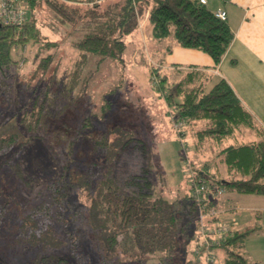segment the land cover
<instances>
[{
	"label": "trees",
	"instance_id": "1",
	"mask_svg": "<svg viewBox=\"0 0 264 264\" xmlns=\"http://www.w3.org/2000/svg\"><path fill=\"white\" fill-rule=\"evenodd\" d=\"M24 1L28 13L23 24L0 21V74L7 77L13 73L11 66L16 62L19 42H27L30 48L58 47L61 43L58 37L66 38L78 32L74 47L79 56L65 80L57 74L58 60L53 62L52 54L44 57L41 65L44 72L52 63H56L58 72L43 88L44 81L35 84L28 96L20 93V99L14 95L8 79L0 82V101L6 100L7 105L15 101L23 112L14 122L15 130L0 133V169L14 170L16 179L32 190L22 201L12 193L0 191V221L13 200L11 212L19 218L18 234L27 245L39 249L35 264H88L90 259L93 264H113L147 258L165 262L174 260L183 250L195 254L187 264H200L202 253H196L198 243L193 247L192 238L191 242L186 240L185 232L189 228L181 213V203L186 200L189 213L194 211L196 202L191 194H171V190L153 178L151 163L142 165L135 173L119 176L118 162L124 154L131 149L141 153L147 150L146 141L129 126L114 124L97 138L90 151L92 156L84 157L77 155L81 150L83 123L73 137L61 142L64 157L59 175L41 184L27 175L23 149L31 140L44 139L65 112L85 97L92 74L82 76V69L89 56L98 57V63L109 58L122 59L127 48L126 35L139 28L147 13L155 37H173L183 47L208 53L216 64L234 38L228 20L217 17L200 0ZM43 10L46 17L52 18L51 30L57 33L53 38L41 30ZM159 68L150 71L154 87L162 91L167 105L174 106L172 109L193 129L197 144L212 139L220 147L217 160L211 163L215 165L214 171L198 168L195 169L198 176L226 190L264 194V130L230 84L221 78L207 89L209 78L205 71L182 69L183 74L173 80L176 84L167 92L172 77L160 74ZM182 70L174 67V73ZM86 119L89 128L93 121L90 116ZM199 121L205 125L197 130L194 127ZM245 129L254 130L260 138L224 144ZM178 134L185 138L180 131ZM220 166H224V172ZM208 203L212 205L215 200ZM255 230H230L212 249L223 251V264H257L243 249L247 236ZM193 231L194 239L199 240ZM85 235L90 244L84 242Z\"/></svg>",
	"mask_w": 264,
	"mask_h": 264
},
{
	"label": "rangeland",
	"instance_id": "2",
	"mask_svg": "<svg viewBox=\"0 0 264 264\" xmlns=\"http://www.w3.org/2000/svg\"><path fill=\"white\" fill-rule=\"evenodd\" d=\"M41 14L43 34L48 38H53L57 33L51 30L53 24L50 19L52 18L49 15V17L44 15L45 10ZM150 28L151 24L148 22L144 30L138 28L126 35L127 48L122 59L112 60L109 58L98 63V57L89 56L84 69H82V76L92 74L85 88V97L78 100L65 112L64 117L56 125L54 124L44 139L31 140L23 149L26 166L24 169L29 177H34L36 184L50 181L59 175L64 157V153L61 152L63 146L61 142L73 137L83 123L85 125L80 130L82 131L80 134L81 150L77 152L78 156L91 157L90 151H92L97 138H101L114 124H125L135 132L136 136L146 141L147 150L145 153H141L131 149L124 154L118 162L119 176L125 177L135 173L140 170L142 165L151 163V168L154 170L153 178L155 181H159L164 188L171 190V194L177 192L183 194L188 188L190 189L188 174L190 169L196 172L195 169L198 168L203 170L206 167L208 169L215 168V165L211 163L217 160L220 147L212 139L207 140L203 145H198L193 129L187 125L186 121L184 127L178 129L182 136L185 135V138L179 137L176 121L184 119L176 113V109H172L174 106L167 105L166 98L164 99V95L161 94L162 91L154 87L150 71L151 68H159L161 59L165 66L161 63L160 74L166 73L172 77V82H169L166 87L167 92L181 77L183 68H179L182 70L179 74L171 70L174 62L170 61L167 53H169L168 49L174 47V38H157ZM78 35V32H72L66 38L58 37L61 39L58 47L45 48L41 46L43 49L30 48L27 42H19L15 54L16 62L11 66L13 73L7 77L0 74V82L2 79H8L9 85L15 92L14 95L19 99L20 93L28 96L35 84L44 81V84L41 85L43 88L50 81L52 75L58 72L56 63H52L46 72L41 66L44 57L49 54H52L53 62L58 60L60 72L57 74L65 80L73 67L75 58L79 56L78 50L74 47V40ZM153 47L160 48L158 54L155 53V49L152 50ZM177 54L184 59V53H178L177 50L175 55ZM182 65L186 66V62H182ZM56 86L59 88L58 84ZM4 97H7L6 93ZM6 103V100L0 101V133L15 130L14 122L23 113L17 102L10 101L9 105ZM172 110L174 111L172 112ZM86 116H90L93 121V125L89 128V121L84 120ZM204 125L203 121H199L194 128L198 130ZM20 131L23 132L22 129ZM219 168L224 172V166ZM16 175L12 169H0V191L5 194L12 193L22 201L27 195H30L32 190L31 186H25L21 179H16ZM9 199L12 198L9 197ZM10 201L9 209L0 221V264H35L39 249L27 245L21 239V235L18 234L19 218L12 214L13 200ZM188 203V200L181 203L182 212H180L185 226L189 228L185 232V238L191 242L193 229L196 234L199 214L197 206L193 212L189 213L186 207ZM245 213L240 211L236 215L239 218L244 214L238 227L240 230L245 228L244 225H240L249 218ZM87 237L85 235L84 242L86 240L90 244ZM183 243L186 244V242ZM220 251L216 264H223L224 261V253L222 250ZM190 257L191 252L185 253L183 250L172 261L161 262L155 258H147L142 261H119L113 264H187ZM83 261L86 263V255ZM93 262L91 259L88 260V264H93Z\"/></svg>",
	"mask_w": 264,
	"mask_h": 264
},
{
	"label": "crops",
	"instance_id": "3",
	"mask_svg": "<svg viewBox=\"0 0 264 264\" xmlns=\"http://www.w3.org/2000/svg\"><path fill=\"white\" fill-rule=\"evenodd\" d=\"M206 6L212 11L218 8L227 10V20L234 32L231 45L221 61L216 64L208 53L183 47L175 41L173 49H168L169 53H167L170 61L174 62L171 70L178 66L184 70L194 68L205 71L209 78L207 89L219 79L224 78L243 105L253 114L258 126L264 130V0H207ZM147 17L148 13L140 21V30L145 29L148 23ZM153 49L156 50V54L160 51L159 47H153ZM177 50L178 53L185 54L184 59L178 54L175 55ZM160 62L165 66L162 59ZM182 62H186V66H183ZM259 138L260 136L254 130L245 129L237 133L234 138L226 140L224 144L253 141ZM208 170L214 169L211 167ZM186 192L191 191L188 188ZM212 205L218 209L219 219L230 224L231 231L240 230L238 227L244 214L239 218L236 215L240 211L246 212L249 218L240 226H245L243 230L249 228H256V230L247 236L243 249L252 261L264 264V194L225 190V193L217 197ZM194 232L195 229L193 234ZM193 238L195 237H192L194 247L199 240ZM220 250L218 248L213 250L216 260L220 256ZM194 255L191 253L189 260L194 258Z\"/></svg>",
	"mask_w": 264,
	"mask_h": 264
},
{
	"label": "built area",
	"instance_id": "4",
	"mask_svg": "<svg viewBox=\"0 0 264 264\" xmlns=\"http://www.w3.org/2000/svg\"><path fill=\"white\" fill-rule=\"evenodd\" d=\"M206 3L207 0H200ZM27 6L24 0H0V21L6 24L21 25L27 19ZM215 15L221 19H227L228 13L224 8L215 10ZM184 120L176 121L177 130L184 127ZM179 131V130H178ZM191 171L189 174L190 194L196 202L198 208V226L196 235L199 239L196 253H202L199 259L200 264H216V256L213 247L219 245L230 232L231 227L228 222L222 221L218 217V209L209 205L208 200H215L225 193V188L221 185H213L203 176H198L197 172Z\"/></svg>",
	"mask_w": 264,
	"mask_h": 264
}]
</instances>
